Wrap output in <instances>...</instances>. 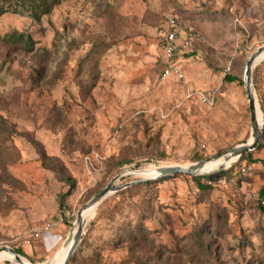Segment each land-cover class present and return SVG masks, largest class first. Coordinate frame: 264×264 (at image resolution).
<instances>
[{"label":"rangeland","instance_id":"1","mask_svg":"<svg viewBox=\"0 0 264 264\" xmlns=\"http://www.w3.org/2000/svg\"><path fill=\"white\" fill-rule=\"evenodd\" d=\"M171 16L202 38L184 80L161 76ZM12 29L29 32L35 51L6 55L0 46V115L15 126L0 121V247L22 249L31 264H53L74 239L78 213L117 178L121 190L82 211L71 256L80 261L70 264H264V59L253 69L263 128L253 162L129 185L251 141L241 81L264 45V0H61L40 23L5 13L0 35ZM209 92L213 104L200 98ZM21 132L44 146L57 169ZM124 160L130 163L120 166ZM211 174L218 176L211 189H200L195 176ZM49 222L58 227L31 238L32 228ZM201 229L212 234L203 245Z\"/></svg>","mask_w":264,"mask_h":264},{"label":"trees","instance_id":"2","mask_svg":"<svg viewBox=\"0 0 264 264\" xmlns=\"http://www.w3.org/2000/svg\"><path fill=\"white\" fill-rule=\"evenodd\" d=\"M61 0H5V3H2L0 0V17L4 15L5 13L8 12H13V13H19V14H26L28 15L34 22L40 23L42 19L50 15L54 9L60 5ZM0 46H3L5 48V54L9 55L12 52H21L25 54H31L35 51V40L32 38L31 34L27 31H20L18 29H12L9 32L5 33L4 35H0ZM7 58L4 60L6 61ZM227 81H237L239 80L237 77H231L228 76L226 78ZM241 83H244L241 81ZM262 110L264 112V106L262 107ZM0 121L3 124L5 128L8 129V127H15L14 125H11L8 123V121L0 115ZM10 125V126H9ZM21 134L26 137V139L36 148L40 159L44 163V165L48 166L51 169H57L56 164L52 161V159L48 156L44 146L35 138H33L30 134L27 132H21ZM263 145L262 143L259 144L258 148H261ZM4 150L3 148H0V151ZM247 159L250 162H253V153L252 151L244 154L241 156L238 161H243ZM127 163H130V160H124L123 162L120 163V166H123ZM238 163V162H236ZM234 162V164H236ZM234 164H232L231 168L234 167ZM222 170V174L225 173H230L232 170ZM202 177H205L208 179L207 183L202 182ZM218 178L216 174H211V175H203V176H195V180L197 181L198 187L202 190H210L212 182L215 181ZM68 181L71 183L73 186L75 181L73 178L69 177L67 178ZM69 194V192H68ZM68 194L62 195L63 198H61V201L63 203V199L65 196ZM260 196L262 200H264V187L260 191ZM261 209L264 212V205H261ZM205 232V233H204ZM199 237H202V242L201 244L203 245L204 242L206 241V237L210 236L211 233L209 231H205V229H201L198 232ZM210 239V238H209ZM210 241V240H209ZM206 244V243H205ZM19 254L26 256L24 251L22 249H15ZM80 261L78 255L71 257L69 260V263H78Z\"/></svg>","mask_w":264,"mask_h":264},{"label":"water","instance_id":"3","mask_svg":"<svg viewBox=\"0 0 264 264\" xmlns=\"http://www.w3.org/2000/svg\"><path fill=\"white\" fill-rule=\"evenodd\" d=\"M262 54H264V45L261 46L260 48H258V50L249 58V60L247 61L246 69H245L244 84H245V88H246L247 98L249 101V107H250V113H251L252 134L254 136V140L251 143L247 142V143L237 145V146L231 148L228 152H226V153H229L231 157H235L237 159H239L241 156H243L244 154H246L250 151H254L257 148V146L259 145V142L261 140L262 133H263V130H262L263 128L259 123L258 106H257V100H256V96H255L254 85H253V69H254V66L257 62L256 60L258 58H261ZM221 156H218V157H221ZM218 157H216V158H218ZM208 160L200 161L196 164L189 166L188 168H184L182 166H172V167L159 168V170L161 172L159 176H157L155 178H145L142 180H137L135 182H131L129 185L137 184L140 182L156 180V179H159L161 177L170 176V175H174V174H178V173H185V174H190V175H200L201 173H203L200 171V169ZM116 179L117 178H114L103 190L98 192L86 204V206L78 213L77 220H78L79 226H78V231H77L76 238H75V243L72 246L68 257L63 264H67L70 257L73 255L78 244L81 241V238L83 235V230H84V222H85V220L82 217V211L89 208L90 206L97 205V204L101 203L112 192L121 190L123 188V186H115V180ZM1 250L8 251L9 253L13 254L18 261H22L21 255L15 249H13L9 246H1L0 251Z\"/></svg>","mask_w":264,"mask_h":264},{"label":"built area","instance_id":"4","mask_svg":"<svg viewBox=\"0 0 264 264\" xmlns=\"http://www.w3.org/2000/svg\"><path fill=\"white\" fill-rule=\"evenodd\" d=\"M184 32L185 37L181 39L180 33ZM201 34L194 30V28L185 26L182 20L176 16L168 18V28L163 34L162 45V72L163 79L175 77L178 80L186 78L185 70L179 58L182 55L192 56L195 52V47L201 41ZM201 100L206 104L214 103V95L203 93L200 96ZM58 227V223L49 222L42 226V228H32L29 232L32 239L39 240L44 237L46 233H50Z\"/></svg>","mask_w":264,"mask_h":264},{"label":"bare ground","instance_id":"5","mask_svg":"<svg viewBox=\"0 0 264 264\" xmlns=\"http://www.w3.org/2000/svg\"><path fill=\"white\" fill-rule=\"evenodd\" d=\"M263 58H264V54H262L261 58H258L256 61L262 60ZM253 140H254V136H252V139H251V141L249 143H251ZM236 159L237 158H235V157H231L229 153H225L221 157L215 158L214 160H211V161L208 160L202 166V168L200 169V171L201 172H209V171H207V169H214L216 167H219L220 168L221 166H229ZM184 168H188V167H184ZM156 173H158L157 176L160 175L161 172H160L159 168L157 169ZM94 206L95 205L90 206V208L88 209V212H90L93 209ZM82 217H83V215H82ZM78 226H79V224H78ZM77 231H78V229H77ZM77 231H76V233L74 235V239H72V242L70 244H68L66 247H64L58 253V255L56 256V258H54L55 259L54 262L52 261L53 264H63L65 262V260L67 259L68 255H69V252H70L72 246L75 243V238H76ZM5 259H12L17 264H31L30 262H28L27 260H25L23 257L21 258L22 261H18L13 254L9 253L8 251L1 250L0 251V260H5Z\"/></svg>","mask_w":264,"mask_h":264},{"label":"crops","instance_id":"6","mask_svg":"<svg viewBox=\"0 0 264 264\" xmlns=\"http://www.w3.org/2000/svg\"><path fill=\"white\" fill-rule=\"evenodd\" d=\"M183 23H184L185 26H188V25L185 24L184 21H183ZM189 27H192V26H189ZM192 28H193V27H192ZM180 37H181V39H183V38L185 37V33H184V32H181V33H180ZM191 58H192V57H190V56H186V55H182V56H180V58H179V62L181 63V65L183 66V68H185V63H187V61L190 60Z\"/></svg>","mask_w":264,"mask_h":264}]
</instances>
